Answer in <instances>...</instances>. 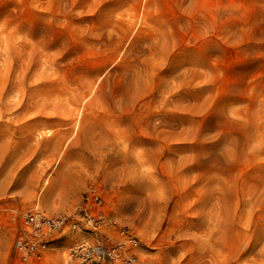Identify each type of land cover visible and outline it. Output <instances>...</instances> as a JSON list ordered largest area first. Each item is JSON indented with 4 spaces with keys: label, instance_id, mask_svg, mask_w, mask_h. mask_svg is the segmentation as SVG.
<instances>
[{
    "label": "rangeland",
    "instance_id": "1",
    "mask_svg": "<svg viewBox=\"0 0 264 264\" xmlns=\"http://www.w3.org/2000/svg\"><path fill=\"white\" fill-rule=\"evenodd\" d=\"M93 190L137 264H264V0H0V264L37 201L83 264Z\"/></svg>",
    "mask_w": 264,
    "mask_h": 264
},
{
    "label": "built area",
    "instance_id": "2",
    "mask_svg": "<svg viewBox=\"0 0 264 264\" xmlns=\"http://www.w3.org/2000/svg\"><path fill=\"white\" fill-rule=\"evenodd\" d=\"M104 209L105 201L97 190L84 196L80 208V214L87 226L84 232L92 234L98 238V241L90 245H78L74 254L83 264H99L104 261L137 264L136 254L126 255V245L129 243L136 247L138 239L124 229L121 230L122 239L112 242L103 232L106 230L103 219ZM65 220L63 216H46L37 201L32 211L24 218V224L30 230V236L18 238L15 242V249L20 256L17 264H35L36 261L41 260L49 248L48 238L64 225ZM99 238L103 240L99 241Z\"/></svg>",
    "mask_w": 264,
    "mask_h": 264
},
{
    "label": "snow or ice",
    "instance_id": "3",
    "mask_svg": "<svg viewBox=\"0 0 264 264\" xmlns=\"http://www.w3.org/2000/svg\"><path fill=\"white\" fill-rule=\"evenodd\" d=\"M226 15H228V14H226V13H221L220 14V21L221 22H224L225 21ZM201 16H202V14H201ZM186 22L187 21L184 20V19H181L180 20V23H186ZM203 23H204V21H203V19L201 17H197V19L193 21V24L196 27L201 26ZM236 27H238V25H236L234 23H231V22L223 23V29H222V31H225L226 32V31H228V30H230L232 28H236ZM60 39H63V37H60Z\"/></svg>",
    "mask_w": 264,
    "mask_h": 264
}]
</instances>
